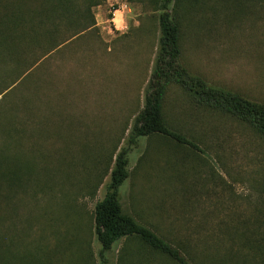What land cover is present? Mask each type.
<instances>
[{
  "label": "rangeland",
  "instance_id": "1",
  "mask_svg": "<svg viewBox=\"0 0 264 264\" xmlns=\"http://www.w3.org/2000/svg\"><path fill=\"white\" fill-rule=\"evenodd\" d=\"M161 2L105 0L92 6V28L46 55L43 47L12 51L0 27V159L15 166L19 156L29 159L34 178L2 204L0 264H176L134 235L101 253L94 220L145 104L161 45ZM169 8L193 72L264 102V0H172ZM163 110L199 149L159 134L140 137L127 154L124 211L187 245L195 263H242L240 244L227 239L264 238V137L198 105L176 83ZM22 127L29 135L19 145Z\"/></svg>",
  "mask_w": 264,
  "mask_h": 264
},
{
  "label": "trees",
  "instance_id": "2",
  "mask_svg": "<svg viewBox=\"0 0 264 264\" xmlns=\"http://www.w3.org/2000/svg\"><path fill=\"white\" fill-rule=\"evenodd\" d=\"M104 1L0 0V27H4L1 38L14 52L32 51L36 54L35 52L43 47L44 54H49L61 48L76 34L92 28L96 23L92 6ZM171 2L172 0H162L159 7L161 45L145 90V104L134 119L128 137V147L122 148L116 154L106 194L96 202L95 233L102 247L101 253L111 249L121 238L134 235L176 264H201L192 261L193 257L189 254L187 245L180 247L173 244L150 226L139 222L133 215L124 211L119 191L129 177L127 155L129 147L136 145L142 136L159 134L199 149L194 141L173 130L164 120V101L171 84L180 85L198 105H206L210 109L231 115L252 126L263 137L264 102L255 101L240 92L211 84L183 62L182 49H180L181 27L170 11ZM63 27H72V29L66 33ZM35 64L36 61L30 66ZM38 127L43 131L44 128ZM23 128L18 135L19 145L25 136L29 135L26 133L27 129ZM14 129V133L18 134V129ZM16 160L15 166L12 165L13 160L10 162L7 156L3 161L0 159V211L2 204L6 207L11 205L16 191L20 188L25 190V187L34 182L29 159L25 162L19 156ZM227 240L232 245L240 244L241 251L237 252L242 258L240 264H264V238L244 236L242 239L231 237ZM232 257L236 258V255L232 254ZM208 264H226V262L217 257L216 261L213 260Z\"/></svg>",
  "mask_w": 264,
  "mask_h": 264
}]
</instances>
